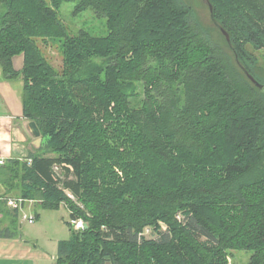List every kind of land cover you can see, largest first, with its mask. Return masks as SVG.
<instances>
[{
    "label": "trees",
    "instance_id": "1",
    "mask_svg": "<svg viewBox=\"0 0 264 264\" xmlns=\"http://www.w3.org/2000/svg\"><path fill=\"white\" fill-rule=\"evenodd\" d=\"M208 2L211 27L183 0H0V68L42 139L0 165L3 198L85 224L53 264H264V0ZM63 3L106 33L69 35ZM38 39L62 42L60 70Z\"/></svg>",
    "mask_w": 264,
    "mask_h": 264
},
{
    "label": "rangeland",
    "instance_id": "2",
    "mask_svg": "<svg viewBox=\"0 0 264 264\" xmlns=\"http://www.w3.org/2000/svg\"><path fill=\"white\" fill-rule=\"evenodd\" d=\"M186 5L192 6L199 22L205 26L211 27L207 3L205 0H183ZM188 5V6H189ZM76 3H63L60 9L57 10L58 18L67 27L69 35L73 36L79 29H84L93 36H102L106 33V24L102 18H96L91 10H86L81 13H75ZM38 45L43 52L44 56L50 64L56 69L60 70L63 59V44L59 40H41L38 39ZM264 54V53H263ZM264 66V55L262 56ZM16 65H23V56L20 55L16 58ZM23 81L21 77L6 79L0 68V102H3L9 109L14 107L20 102L22 95ZM25 161V160H22ZM27 162V161H26ZM56 169V168H55ZM118 177H122L119 169H114ZM72 178V177H71ZM68 197L75 201V198L68 194ZM20 199L17 197H10ZM8 199V198H6ZM38 202L28 201L25 204L23 213L26 215L29 212V206L37 204ZM6 204V203H5ZM27 207V208H26ZM34 211L39 214V218L34 220V223H23L20 228L17 226L18 238L22 241H27L29 247L34 252L35 259L33 264H52L53 259L57 254V242L64 241L69 238V228L67 223L70 220L69 213L64 207L56 211L42 210L40 207L34 208ZM21 212L17 214L18 222ZM29 216H32L28 214ZM176 218L181 220V215L177 214ZM160 232H165L167 227L164 223L159 222ZM146 238L156 239L157 234L152 231V228H145ZM251 251H231L228 255V264H248L251 256Z\"/></svg>",
    "mask_w": 264,
    "mask_h": 264
},
{
    "label": "crops",
    "instance_id": "3",
    "mask_svg": "<svg viewBox=\"0 0 264 264\" xmlns=\"http://www.w3.org/2000/svg\"><path fill=\"white\" fill-rule=\"evenodd\" d=\"M16 58L18 56L13 58V67L19 71L22 65H16ZM15 107L18 109L14 110L12 107V111L0 102V159H4V163L8 160L29 159V155L42 146V139L32 137L27 129L30 121L22 116L21 99ZM4 193V187L0 185V264H33L35 256L31 250L32 247H29L30 244L27 241L18 238L16 230L17 226L20 228L23 222H18V210L5 204V199L10 197L3 198ZM36 207L44 210L40 203L29 206L28 214L35 219L39 218V214L34 211Z\"/></svg>",
    "mask_w": 264,
    "mask_h": 264
},
{
    "label": "built area",
    "instance_id": "4",
    "mask_svg": "<svg viewBox=\"0 0 264 264\" xmlns=\"http://www.w3.org/2000/svg\"><path fill=\"white\" fill-rule=\"evenodd\" d=\"M26 161L28 164L31 163L30 159H26ZM3 164H4V159H0V165H3ZM28 201H31V200H28ZM26 202H27V200H24L22 198H20V199H14V198L5 199V203L8 207L17 209L18 212L19 211L21 212L20 219L23 223L32 224L35 220L34 216H29L28 214L26 215L25 213H23L24 212L23 211V205ZM69 224L73 230H81L85 227V224L81 219H70ZM146 232H147V230L146 231L144 230L143 234H141L140 236H142V235L145 236Z\"/></svg>",
    "mask_w": 264,
    "mask_h": 264
},
{
    "label": "water",
    "instance_id": "5",
    "mask_svg": "<svg viewBox=\"0 0 264 264\" xmlns=\"http://www.w3.org/2000/svg\"><path fill=\"white\" fill-rule=\"evenodd\" d=\"M211 15L212 12V7L209 4L208 0H205ZM215 26H217L216 24H214ZM221 34L223 35V37L225 38V40L227 41V43H229V36L228 34L223 31L221 28H219ZM237 62V61H236ZM239 68L243 71V73L245 74L246 78L256 87L261 88V86L259 85V83L239 64V62H237ZM27 129L29 131V133L32 135V137L35 138H39L40 137V131L38 129V127L36 126V124L33 121H30L27 125Z\"/></svg>",
    "mask_w": 264,
    "mask_h": 264
},
{
    "label": "bare ground",
    "instance_id": "6",
    "mask_svg": "<svg viewBox=\"0 0 264 264\" xmlns=\"http://www.w3.org/2000/svg\"><path fill=\"white\" fill-rule=\"evenodd\" d=\"M213 21V20H212Z\"/></svg>",
    "mask_w": 264,
    "mask_h": 264
}]
</instances>
